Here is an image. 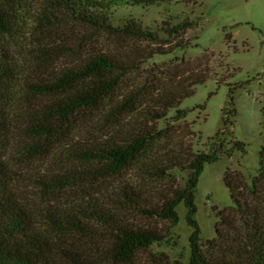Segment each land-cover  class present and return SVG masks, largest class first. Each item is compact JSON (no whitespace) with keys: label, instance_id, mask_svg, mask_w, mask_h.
Segmentation results:
<instances>
[{"label":"trees","instance_id":"1","mask_svg":"<svg viewBox=\"0 0 264 264\" xmlns=\"http://www.w3.org/2000/svg\"><path fill=\"white\" fill-rule=\"evenodd\" d=\"M191 1L0 0V264H135L142 253L159 264H185L152 253L155 245L176 244L181 204L191 229L188 264H264V145L250 180L227 169L224 182L233 205L218 213L215 237L203 242L195 218L200 176L222 154L245 152L244 143L226 126L209 152L160 150L165 130L124 126L122 118L135 110L134 95L110 111L102 108L144 63L190 43L168 52L150 48L136 57L130 52L128 59L88 52L82 38L65 43L76 30L126 47L156 42L134 21L115 27L113 12ZM193 26L184 22L173 35ZM63 59L68 62L61 64ZM210 76V68H200L181 82L180 92L159 95L150 120L156 124L171 111L177 120L186 118L182 102ZM225 135L228 145L217 143ZM130 168L164 188L115 180ZM175 169L187 178L167 188Z\"/></svg>","mask_w":264,"mask_h":264},{"label":"rangeland","instance_id":"2","mask_svg":"<svg viewBox=\"0 0 264 264\" xmlns=\"http://www.w3.org/2000/svg\"><path fill=\"white\" fill-rule=\"evenodd\" d=\"M112 21L120 28L134 21L145 32L154 34L157 41L146 38L126 47L113 38L92 37L85 31L68 29L75 33L65 43L72 44L82 38L88 52L117 54L124 59L131 57L130 52L136 57L150 48L168 52L175 44L190 45L171 55H156L144 63L126 77L102 108L110 111L115 102L134 95L135 110L122 118L124 126L136 131L154 127L165 130L160 150L209 152L212 139L226 126L234 131L235 140L245 145V152L235 151L232 157L222 154L217 162L207 164L196 187L195 218L201 228V238L203 242L213 239L218 213L233 205L224 182L227 169L242 172L248 180L259 169V154L264 145V0H193L148 8L122 6L113 12ZM184 22H192L194 26L173 35V28ZM23 58L28 60L26 54ZM67 62L63 59L61 64ZM200 68H210L211 76L205 84L196 87L192 97L182 102L180 109L188 111L186 118L177 120L176 111H171L167 119L153 123L149 112L158 110L159 95L180 92L181 82L192 72H200ZM229 141L230 137L225 135L217 143L227 146ZM186 178V172L175 169L164 185L167 188L183 185ZM115 180L164 188L145 180L134 168L123 171ZM178 212L180 222L173 230L176 244L155 245L152 253L165 254L171 260L188 264L191 229L186 223L184 204L179 205ZM125 218L134 223L138 221L132 214H125ZM135 264L159 262L149 253H142Z\"/></svg>","mask_w":264,"mask_h":264}]
</instances>
